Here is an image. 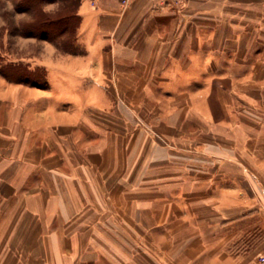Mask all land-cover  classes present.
<instances>
[{"label": "crops", "instance_id": "obj_1", "mask_svg": "<svg viewBox=\"0 0 264 264\" xmlns=\"http://www.w3.org/2000/svg\"><path fill=\"white\" fill-rule=\"evenodd\" d=\"M71 49L0 72V264H247L264 250V0H81Z\"/></svg>", "mask_w": 264, "mask_h": 264}, {"label": "rangeland", "instance_id": "obj_2", "mask_svg": "<svg viewBox=\"0 0 264 264\" xmlns=\"http://www.w3.org/2000/svg\"><path fill=\"white\" fill-rule=\"evenodd\" d=\"M19 1L21 0H0V64L21 63L26 67L28 63L33 64L31 59L34 55H40L44 51L47 41L60 49L64 48L61 46L60 38L49 39L22 28L24 23L30 25L29 22L34 15L32 11L24 10L22 7L24 4L20 6ZM60 6L63 4L59 0H48L43 3V8L50 13L56 12ZM28 73H31V76L36 74L35 77L40 81L44 77L41 69L36 73L28 70Z\"/></svg>", "mask_w": 264, "mask_h": 264}, {"label": "trees", "instance_id": "obj_3", "mask_svg": "<svg viewBox=\"0 0 264 264\" xmlns=\"http://www.w3.org/2000/svg\"><path fill=\"white\" fill-rule=\"evenodd\" d=\"M45 1L48 0L19 1L20 6L24 4V6H22L24 10L32 11L34 15L33 19L29 22L30 25L24 23L22 28H27L31 33L40 36L43 35L49 39L60 38L61 46L66 50L71 49L79 23L77 7L81 0H59L62 2L63 6H60V8L53 13L47 12L43 8V3ZM27 67V65L24 67L21 63L15 64L11 62L0 64V72L11 79L30 81L31 73H28L29 68Z\"/></svg>", "mask_w": 264, "mask_h": 264}, {"label": "built area", "instance_id": "obj_4", "mask_svg": "<svg viewBox=\"0 0 264 264\" xmlns=\"http://www.w3.org/2000/svg\"><path fill=\"white\" fill-rule=\"evenodd\" d=\"M123 4H128L131 0H121ZM158 4L181 3L184 0H155ZM247 264H264V250Z\"/></svg>", "mask_w": 264, "mask_h": 264}]
</instances>
